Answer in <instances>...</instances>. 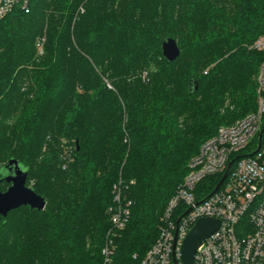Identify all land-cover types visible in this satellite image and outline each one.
<instances>
[{
  "label": "trees",
  "instance_id": "obj_1",
  "mask_svg": "<svg viewBox=\"0 0 264 264\" xmlns=\"http://www.w3.org/2000/svg\"><path fill=\"white\" fill-rule=\"evenodd\" d=\"M263 34L264 0H32L5 17L0 178L18 160L47 205L0 215V264H105L106 247L107 264H141L191 159L257 111Z\"/></svg>",
  "mask_w": 264,
  "mask_h": 264
},
{
  "label": "built area",
  "instance_id": "obj_2",
  "mask_svg": "<svg viewBox=\"0 0 264 264\" xmlns=\"http://www.w3.org/2000/svg\"><path fill=\"white\" fill-rule=\"evenodd\" d=\"M31 3L0 0V22L15 9L29 13ZM38 46L42 49L43 43ZM253 49L264 52V34ZM217 175L221 180L207 195L201 183ZM114 195L112 225L123 229L130 216V203H124L119 186L114 188ZM203 218L218 220L220 227L202 242L193 264H264V63L259 74L257 111L233 126L221 128L202 145L190 163L189 174L166 207L159 237L141 264H184L183 243ZM103 254L107 264L110 249L106 247Z\"/></svg>",
  "mask_w": 264,
  "mask_h": 264
},
{
  "label": "water",
  "instance_id": "obj_3",
  "mask_svg": "<svg viewBox=\"0 0 264 264\" xmlns=\"http://www.w3.org/2000/svg\"><path fill=\"white\" fill-rule=\"evenodd\" d=\"M163 56L168 62H175L181 55V50L177 41L173 38L167 39L162 44ZM198 89L190 85L191 93ZM3 177L0 178V184L6 182L10 185L7 191L0 190V215L6 218L9 213L22 207H29L32 210L44 211L46 209V200L36 191L27 186L28 170L23 167L16 159H11L8 165L2 169ZM227 177V173L221 180L218 188ZM217 188V189H218ZM220 227V222L212 218L200 219L185 239L182 247V260L184 264H193L195 254L202 242L209 238Z\"/></svg>",
  "mask_w": 264,
  "mask_h": 264
},
{
  "label": "rangeland",
  "instance_id": "obj_4",
  "mask_svg": "<svg viewBox=\"0 0 264 264\" xmlns=\"http://www.w3.org/2000/svg\"><path fill=\"white\" fill-rule=\"evenodd\" d=\"M39 54L42 56L43 55V51L42 50H40L39 51ZM258 84H259V77H258ZM257 93H258V102H259V87H258V91H257ZM248 115H250V114H247V115H245V116H242L241 118H239V119H237L235 122H233L232 124H230V125H225V126H222L221 128H223V127H230V126H233V125H235L237 122H239L240 120H242L243 118H245V117H247ZM220 128V129H221ZM219 129V130H220ZM202 147V146H201ZM200 150H201V148H200ZM193 159V158H192ZM192 159H191V161H192ZM191 161H190V163H191ZM190 163H189V171L187 172V175L189 174V172H190ZM8 188L9 187H2L1 188V190H2V192H5V191H7L8 190ZM170 202V201H169ZM169 204V203H168ZM165 212V211H164ZM161 220H162V217H161ZM160 228V227H159Z\"/></svg>",
  "mask_w": 264,
  "mask_h": 264
}]
</instances>
